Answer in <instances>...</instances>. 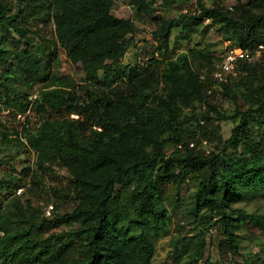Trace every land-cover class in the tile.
Masks as SVG:
<instances>
[{
	"label": "trees",
	"instance_id": "16d2710c",
	"mask_svg": "<svg viewBox=\"0 0 264 264\" xmlns=\"http://www.w3.org/2000/svg\"><path fill=\"white\" fill-rule=\"evenodd\" d=\"M188 1L130 0L132 19L114 0H0V264H154L169 203L186 205L195 226L175 238L176 257L255 264L242 251L247 224L264 237V210L246 207L264 203V55L253 61L264 0H195L194 11L157 16ZM146 18L159 46L126 64ZM208 22L249 51L226 83L212 42L159 52ZM60 48L80 81L58 69ZM217 227L214 263L204 252Z\"/></svg>",
	"mask_w": 264,
	"mask_h": 264
},
{
	"label": "rangeland",
	"instance_id": "374dc122",
	"mask_svg": "<svg viewBox=\"0 0 264 264\" xmlns=\"http://www.w3.org/2000/svg\"><path fill=\"white\" fill-rule=\"evenodd\" d=\"M115 6H114V14L120 17H127V18H134V12L131 5L130 0H114ZM206 3H210L211 0H204ZM228 6H233L237 3L236 0H227L226 1ZM196 8V1L190 0L186 4H179L172 9L166 10L162 13H157V16H176L179 15L182 11H185L188 9L189 11H194ZM137 31L136 35L134 36V44L128 49L123 61L124 63H132V64H142L144 60V56H146L144 53L150 54L155 51V48L159 46V43L155 41L152 37V32L154 30V25L152 23V20L150 18H146L143 21H138L137 23ZM53 26H49L47 33L51 34L53 32ZM175 33L172 35L171 38V50L170 52H166L165 50L159 51L162 53L163 57H172L182 51H186L192 47H195L198 44L203 45L204 42H212L214 44V48L216 50V56L219 58L223 56V54L226 52L229 43L223 42L219 34L216 32V29L210 25L208 22L205 28L200 29L197 33H195L192 36V39L187 42H182L181 45L175 46L173 44ZM136 48H142L143 52H139L137 54ZM59 55H60V64L58 66V69L63 74L73 75L76 80H81L80 76L75 74L74 67L69 61V59L66 56L65 51L60 48L59 49ZM264 55L263 51H259L258 54L253 58V61L255 62H261L262 56ZM223 109L227 112H231L232 110V104L228 101L222 102ZM234 124L232 122H224L221 124L222 129V135L224 138H228L232 133V128ZM205 146H208V144L205 143ZM64 176H61L60 180H64ZM58 185L59 182L55 179H48V185L47 188L53 187L54 185ZM262 201V200H260ZM51 204V203H50ZM55 205V204H54ZM52 205H46L45 207L49 208ZM169 210L171 212L172 217V225H171V231L169 235L162 237L157 242V253L155 256L154 264H179V260L183 263L188 264L189 259L184 257L185 259L182 260V257H176V250H175V238L179 237L181 239H187L194 236V224L190 220L189 216L187 215V206L183 203L180 204L178 207L174 208V206L169 203L168 204ZM248 210H256L261 209L264 210V203L263 202H257L254 204H250L246 206ZM71 207L66 204H59V210L65 211L70 209ZM245 247L242 251L243 258L250 259L255 264H258V261L256 259V255L258 253H261L262 256L264 255L261 250L264 249V237L260 236L259 232L256 231L255 227L253 225L247 224L245 226ZM188 236V237H186ZM186 237V238H185ZM223 238V235L221 233V230L219 227H217L214 230V235L211 238V235L207 237V247L204 252V259L211 258L213 259V262L216 263L219 261V251L218 246L219 242ZM181 258V259H179ZM223 264H226L224 262Z\"/></svg>",
	"mask_w": 264,
	"mask_h": 264
},
{
	"label": "built area",
	"instance_id": "2783aa9c",
	"mask_svg": "<svg viewBox=\"0 0 264 264\" xmlns=\"http://www.w3.org/2000/svg\"><path fill=\"white\" fill-rule=\"evenodd\" d=\"M232 7V6H231ZM188 12V9L185 10ZM260 49H264L263 46ZM249 57V51L241 46H228L226 52L222 56V60L218 65V69L214 74L215 79L219 83H226L232 77H236L238 72V65L240 60L247 59ZM21 117V115H20ZM74 118H78L77 115H73ZM193 146V145H192ZM23 189L19 190L22 191ZM52 206L47 208V213L50 214Z\"/></svg>",
	"mask_w": 264,
	"mask_h": 264
}]
</instances>
